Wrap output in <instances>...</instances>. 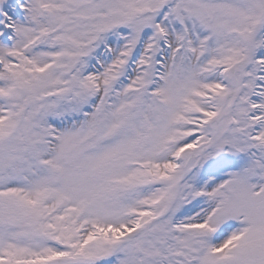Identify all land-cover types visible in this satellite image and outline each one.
<instances>
[{
  "label": "snow or ice",
  "instance_id": "1",
  "mask_svg": "<svg viewBox=\"0 0 264 264\" xmlns=\"http://www.w3.org/2000/svg\"><path fill=\"white\" fill-rule=\"evenodd\" d=\"M0 264H264V0H0Z\"/></svg>",
  "mask_w": 264,
  "mask_h": 264
}]
</instances>
